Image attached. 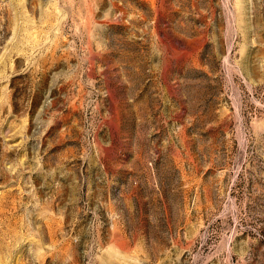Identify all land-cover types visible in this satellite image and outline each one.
<instances>
[{
    "label": "rangeland",
    "instance_id": "1",
    "mask_svg": "<svg viewBox=\"0 0 264 264\" xmlns=\"http://www.w3.org/2000/svg\"><path fill=\"white\" fill-rule=\"evenodd\" d=\"M0 264H264V0H0Z\"/></svg>",
    "mask_w": 264,
    "mask_h": 264
}]
</instances>
